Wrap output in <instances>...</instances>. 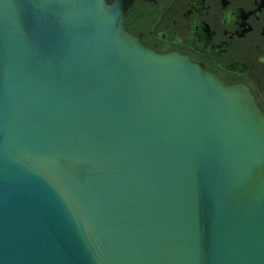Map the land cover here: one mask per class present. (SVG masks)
<instances>
[{"label": "water", "instance_id": "obj_1", "mask_svg": "<svg viewBox=\"0 0 264 264\" xmlns=\"http://www.w3.org/2000/svg\"><path fill=\"white\" fill-rule=\"evenodd\" d=\"M135 1L0 0V264H264V113Z\"/></svg>", "mask_w": 264, "mask_h": 264}, {"label": "flooded vegetation", "instance_id": "obj_2", "mask_svg": "<svg viewBox=\"0 0 264 264\" xmlns=\"http://www.w3.org/2000/svg\"><path fill=\"white\" fill-rule=\"evenodd\" d=\"M131 18L127 31L144 45L187 54L245 85L264 113V0H136Z\"/></svg>", "mask_w": 264, "mask_h": 264}, {"label": "rangeland", "instance_id": "obj_3", "mask_svg": "<svg viewBox=\"0 0 264 264\" xmlns=\"http://www.w3.org/2000/svg\"><path fill=\"white\" fill-rule=\"evenodd\" d=\"M106 1H110V0H106ZM142 20H139L137 23H141ZM133 27V24H132V18L126 23V28L127 30H131V28Z\"/></svg>", "mask_w": 264, "mask_h": 264}]
</instances>
